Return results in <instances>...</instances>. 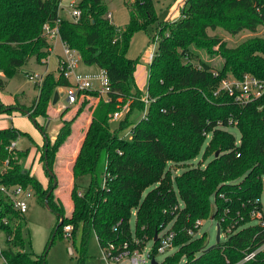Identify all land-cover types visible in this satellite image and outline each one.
<instances>
[{
	"label": "trees",
	"instance_id": "1",
	"mask_svg": "<svg viewBox=\"0 0 264 264\" xmlns=\"http://www.w3.org/2000/svg\"><path fill=\"white\" fill-rule=\"evenodd\" d=\"M57 2L0 0V91L31 58L45 64L50 46L43 25L55 21ZM123 4L129 14L123 26L109 21L103 0H78V20L61 19L62 42L78 52L84 65H96L105 71L110 86L107 100L97 91H81L73 115L63 118L67 108L61 113L54 140L44 142L41 152L48 177L45 186L23 167L28 151L7 148L26 133L13 126L0 128V182L31 187L42 204L49 192L48 205L57 217L49 245L57 237H65L64 226L71 228L75 245L76 232L81 229L80 244L75 247L77 264H83L91 231L101 249L110 244L119 248L127 242L129 250H142L151 241L150 252L154 254L160 240L153 241L154 234L159 235L166 227L173 233L172 246H179L168 263L184 256L183 264H236L245 252L264 242V227L248 223L249 212L264 193V97L241 104L218 91V86L227 74L241 78L249 73L264 79V38L253 35L231 47L217 34H209L208 29L221 28L231 35L244 30L255 32L264 25V0H184L181 17L158 23L151 38L153 42L158 39L157 49L148 65L143 95L130 84L139 58L131 59L127 52L133 35L158 22V17L152 0H123ZM191 44L218 53L221 67L214 70L207 61L196 62ZM68 85L61 73L57 77L47 74L34 99L36 105L29 108L31 113L20 108L19 95L14 96L13 106L4 107L0 102V113L15 108L34 119L48 116L54 91ZM145 94L150 99L145 116L130 123L128 116L133 110H143L141 99ZM88 98L98 101L93 103ZM126 101L130 106L120 121V130L132 126L130 140L110 127L112 113ZM85 109L89 117L70 163L71 205L67 212L66 200L56 193L60 183L56 168L60 149L71 139L77 118ZM229 125L237 127L239 144L225 129ZM36 126L44 130L37 122ZM209 134L212 137L203 155L213 153V158L204 167L190 166L172 177L167 163L183 165L193 160ZM210 217L225 232L224 239L211 246L205 237L193 238L198 229L196 221ZM23 222L24 216L0 194V230L6 246L0 255L4 264L45 262L44 255L13 249L31 244L22 234ZM243 264H264V248L255 259Z\"/></svg>",
	"mask_w": 264,
	"mask_h": 264
},
{
	"label": "rangeland",
	"instance_id": "2",
	"mask_svg": "<svg viewBox=\"0 0 264 264\" xmlns=\"http://www.w3.org/2000/svg\"><path fill=\"white\" fill-rule=\"evenodd\" d=\"M108 5V12H111L112 19L114 22H123L121 24H116V26H123L128 21V13L127 8L123 4V0H103ZM154 4V8L158 17V22L154 24H150L146 30L138 31L133 35L132 41L130 43L127 56L131 59H138L139 62L137 67L133 73L132 78L130 79V84L133 89H139L142 92V95L145 92L147 77H148V61L147 57L151 53L153 46L157 49V42L151 41L153 37L156 27L158 23H163L166 21H175L181 17V7L184 3V0H152ZM176 12L177 14L173 15ZM173 15V16H172ZM176 17V18H175ZM128 18V19H127ZM175 18V19H174ZM111 19V20H112ZM126 20V21H125ZM208 33L213 35L217 34L224 41H226L228 46H235L242 40L256 35L264 38V25L258 26L255 32H250L248 30H244L239 32L238 34L231 35L228 32L224 31L221 28H217L216 30L208 29ZM167 34V32L165 33ZM60 44V43H59ZM55 47L54 50L49 52V55L44 60L46 64L37 63L34 58H31L26 65H24L21 69H19L13 77L9 80L7 86L4 90L0 91V102L4 107L13 106V104H7L14 98L15 95L18 96V103L21 109H25L28 112H32V109H29L31 105L34 103V99L38 97L39 88L34 84L32 80L29 79L28 75L32 73L40 74L45 76L47 74L53 75L57 77L59 74L58 60L60 58L59 53L62 54L61 45ZM192 49L196 52L197 56L195 59L196 62L200 60L209 62L214 70H217L222 65V58L218 53H209L206 49L193 47ZM59 55V56H58ZM77 71L85 74H95L98 73L100 68L96 65L89 67L83 64L81 59L77 65ZM230 76V74H227ZM100 88L99 82H94L93 89L98 90ZM90 102L96 103L98 99L96 98H88ZM93 99V100H92ZM130 101H126L123 105H118L117 110L112 113L110 119V127L112 131H116L118 135L123 136L124 130H120V121L124 118L125 114L129 110ZM92 104V103H91ZM33 105H36L35 103ZM66 107L68 110L64 114L63 118H69L73 115L77 108V102L73 105H69L66 102V97L64 95H60L56 103L50 104L49 110L47 112L48 116L39 115L35 118V121L40 125L41 128H45L46 130V138L52 142L55 138V135L61 125L60 115L64 111ZM14 111V113H13ZM13 111L2 112L0 113V127H8L12 126L15 122H12V115L16 117H23L27 119L30 123V126L27 125V128L20 127L21 131H26V135L20 136L16 140V149L17 150H26L28 151L27 156L23 159V167L29 170L30 175L36 177L38 180L42 182L45 186L47 184L48 177L43 168V161L41 160V152L44 148V139L41 133L37 129H35V125L33 124V120L27 116V112H23L22 110H16L14 108ZM114 113H119L118 118L114 117ZM4 114V115H3ZM9 118H5V117ZM141 116L140 110H133V112L128 116V120L130 123H135L138 118ZM4 117V118H2ZM89 117V112L85 109L77 118L78 123L76 128L74 129V133L71 139L67 144H64L61 149H64L60 152L61 158L60 162L56 168L57 177L60 181L58 188H56V193L63 196L66 200V209L67 212L70 210V197L69 193L71 190V160L75 153V149H78L79 142L83 136V131L85 129L86 120ZM76 124V122H75ZM21 126V125H20ZM35 129V130H34ZM225 129L231 132L234 137L236 143L239 144L240 141V133L236 126L229 125L225 127ZM36 131V132H35ZM212 134H209L204 142V145L198 154L193 160L188 161L186 164H174L172 162H168V169L171 173V176L180 174L183 170L190 166H201L204 167L207 161L213 158L212 154L203 155V150L205 145H207L211 139ZM71 149V150H67ZM33 161L30 162V159ZM36 156V158H35ZM30 157V158H29ZM38 158V160H37ZM29 160V162H28ZM37 162V166H36ZM153 186L147 188L143 195ZM27 201V210L24 213V222H23V235L27 240L31 241V244L25 243L24 247L17 248L14 247L15 250H21L22 252H31L32 256L35 255H44L45 262L44 264H77L78 252L77 249L81 240V229H78L76 232V240L75 245H73L70 237H64L60 239L57 237L52 244L50 243V236L52 230L54 229L55 223L57 221L56 214L51 210L47 209L41 202L40 197L33 194L32 196L26 199ZM134 211L132 212V216L130 219V227L133 230L134 228ZM216 227L217 221L213 217L208 219H203L201 222V226L197 229L196 234L193 238L196 237H205L206 243L209 246L215 243V235H216ZM63 233L65 235L64 229ZM225 237V232H221L220 240H223ZM13 239V238H11ZM5 246V237L4 233L0 231V251L4 249ZM73 248V254L69 253V248ZM151 248V241L146 243V246L143 251V255L147 258L149 250ZM179 246H175V248H171L166 250L163 253H156L155 261L157 264H183L185 262V257L182 256L176 263H168L169 257H173L175 253L178 251ZM175 252V253H174ZM167 255L168 259H164ZM0 264H4V261L0 255ZM43 264V263H40ZM83 264H108L107 261L103 257V252L101 247L98 244L96 236L93 231L89 233L86 255L83 261ZM110 264H117L114 261H110ZM119 264H131L129 257L127 255L123 256L121 262ZM148 264V262H146Z\"/></svg>",
	"mask_w": 264,
	"mask_h": 264
},
{
	"label": "built area",
	"instance_id": "3",
	"mask_svg": "<svg viewBox=\"0 0 264 264\" xmlns=\"http://www.w3.org/2000/svg\"><path fill=\"white\" fill-rule=\"evenodd\" d=\"M78 0H58L57 2V17L53 23L49 21L45 22L43 25V33L49 43V50H54L56 44L59 42L62 48V54L58 60L59 73L62 74L64 78L69 81L68 86H59L56 90L59 91L60 95H64L66 97L67 104H74L77 102L78 94L81 91L85 90H93L99 93L100 97H103L107 100V93L110 89L109 81L107 75L103 69H100L98 73L95 74H85L77 71V65L80 60V55L78 52L64 42H62L59 33V25L60 21L63 18H67L70 21L76 22L80 16V11L76 7ZM110 13L108 12L107 17L110 19ZM157 38L155 42H157ZM156 47L153 46L151 53L147 57L148 63H150L156 53L154 49ZM29 79L36 84L39 88L43 82L44 76L36 73H30L28 75ZM100 83V88L98 90L93 89L94 82ZM218 91H224L228 95L232 96L234 100L238 103L246 104L256 99L264 97V79L257 78L249 73H245L241 78H236L232 75L224 77L221 79ZM59 95V96H60ZM141 101H143L144 108L141 111V116L144 117L148 105L150 103V99L147 94H145ZM66 108V107H64ZM119 113H114V117L118 118ZM231 123V122H230ZM124 139L130 140L132 137V126L127 128L123 132ZM8 150H12L16 148V141H12L8 146ZM239 154H237L238 156ZM8 163V160L5 161V164ZM0 194H2L8 202L11 204L13 210H15L19 215H23L27 210V201L26 199L34 194L33 189L31 187H23L19 184L16 185H5L0 182ZM257 204L255 207L249 212L250 221L249 224H257L264 227V193H262L261 197L255 201ZM1 221L5 224L7 223L6 219L3 217ZM217 221V220H216ZM202 220H197L195 223V227L198 229L201 226ZM217 226L219 224L217 222ZM220 229V228H219ZM1 231V230H0ZM71 228L69 226H64V232L66 237H70ZM223 232L220 229V235ZM190 235H194L192 230H188ZM224 234V232H223ZM159 245L156 248L154 254H151L150 250L147 255V258L144 257L143 251L134 249L129 250V244L124 242L121 249L117 253H114L116 249L113 244H110L108 247L102 249L103 257L110 264V261H114L119 264L123 256L127 255L131 264H152V259L155 260L156 253H163L168 249L174 248L172 246L173 233L168 231V227H166L159 235ZM136 242V241H135ZM264 248V242L262 245L257 247L252 251L245 252L241 259L236 264H243L245 262H249L255 259L256 255L259 251ZM69 253L73 254V248H69Z\"/></svg>",
	"mask_w": 264,
	"mask_h": 264
},
{
	"label": "water",
	"instance_id": "4",
	"mask_svg": "<svg viewBox=\"0 0 264 264\" xmlns=\"http://www.w3.org/2000/svg\"><path fill=\"white\" fill-rule=\"evenodd\" d=\"M59 95H60L59 91H58V90H55L54 93H53L52 104L56 103V101H57L58 98H59ZM27 116L29 117V114H28V113H27ZM29 118H31V117H29ZM31 119L33 120V124L36 126V121H35V119H34V118H31ZM36 127H37V126H36ZM37 128H38V127H37ZM38 130L40 131L41 135L43 136V139H44L45 144H47V143H48V141H47L48 139L46 138V130H45V128H44V130H40V129L38 128ZM45 149H46V147H45ZM218 153H219V152L216 151L215 156H217ZM44 166H45V169L47 170L48 174L52 175L51 171L48 169V167H47V165H46V161H44ZM54 183H55V181H54ZM48 195H49V192L46 194V196H45V198H44V203H43V205H44L47 209L50 210V207H49V205H48V200H47ZM61 222H62V219H60L58 225H60ZM157 238H158V234H157V232H155L154 237H153V241H156ZM219 241H220V229H219V227L217 226V227H216V235H215V243H214V244H217ZM43 264H44V263H43ZM152 264H157V262H156L154 259H152Z\"/></svg>",
	"mask_w": 264,
	"mask_h": 264
},
{
	"label": "crops",
	"instance_id": "5",
	"mask_svg": "<svg viewBox=\"0 0 264 264\" xmlns=\"http://www.w3.org/2000/svg\"><path fill=\"white\" fill-rule=\"evenodd\" d=\"M107 5V4H106ZM107 8H108V5H107ZM110 13V19H109V21L112 23V24H114V25H116V24H121V23H124V21L123 22H114L113 21V19H112V14H111V12H109ZM127 13H128V11H127ZM175 14H177L176 12H174L173 13V15H175ZM172 15V16H173ZM128 18H129V14H128ZM127 18V19H128ZM176 18V17H175ZM174 18V19H175ZM112 19V20H111ZM126 21V20H125ZM58 44H59V42L56 44V46L55 47H57L58 46ZM60 45V44H59ZM59 55H61V53H59ZM58 55V56H59ZM44 64V63H43ZM46 64V63H45ZM87 66V65H86ZM92 66H94V65H92ZM92 66H89V67H92ZM13 102H14V99L12 98L11 99V101L9 102V103H7V104H13ZM73 105V104H72ZM13 113H14V111H13ZM4 115V114H3ZM10 117V116H9ZM8 117V115H7V117H5V118H9ZM2 118H4V117H2ZM12 122L13 121H15L13 124H12V126L13 127H16V128H20V127H25V128H27V125H29L30 126V123L27 121V119H25V118H23V117H16V116H14V115H12ZM21 125V126H20ZM0 128H3V127H0ZM35 129H37L38 130V128L35 126ZM34 129V130H35ZM39 131V130H38ZM24 132H26V131H24ZM36 132V131H35ZM39 133H40V131H39ZM79 144H80V142H79ZM78 148H79V146H78ZM64 149H60V152H62ZM67 150H71V149H67ZM77 151H78V149H75V153H74V155H73V158H74V156L76 155V153H77ZM30 158V157H29ZM35 158H36V156H35ZM37 160H38V158H37ZM33 161V159H32V156H31V159H30V162H32ZM28 162H29V160H28ZM38 164H37V162H36V166H37Z\"/></svg>",
	"mask_w": 264,
	"mask_h": 264
}]
</instances>
